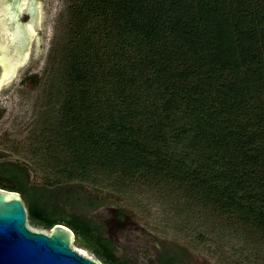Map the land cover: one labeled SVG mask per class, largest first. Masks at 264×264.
I'll use <instances>...</instances> for the list:
<instances>
[{
  "label": "trees",
  "instance_id": "1",
  "mask_svg": "<svg viewBox=\"0 0 264 264\" xmlns=\"http://www.w3.org/2000/svg\"><path fill=\"white\" fill-rule=\"evenodd\" d=\"M66 1L65 83L42 152L53 178L2 160L0 189L101 264L128 263L88 214L100 201L87 185L161 182L264 235V0Z\"/></svg>",
  "mask_w": 264,
  "mask_h": 264
},
{
  "label": "rangeland",
  "instance_id": "2",
  "mask_svg": "<svg viewBox=\"0 0 264 264\" xmlns=\"http://www.w3.org/2000/svg\"><path fill=\"white\" fill-rule=\"evenodd\" d=\"M67 6L66 0H57L41 57L0 88V161L25 165L37 184L53 178L42 152L50 137V123L57 118L60 96L56 97L55 89L65 83L60 52L67 32ZM37 147L42 148L39 155L34 152ZM97 187L101 192L90 185L83 189L100 201L97 210L88 214L105 227L116 255L128 264L157 262V252H181L186 264H264L261 232L199 204L182 190L161 182L139 183L119 192L105 184ZM23 204L26 209L25 201ZM116 210L125 212L122 221L114 218ZM26 223L31 230L50 232L28 219ZM72 248L96 259L75 239Z\"/></svg>",
  "mask_w": 264,
  "mask_h": 264
},
{
  "label": "water",
  "instance_id": "3",
  "mask_svg": "<svg viewBox=\"0 0 264 264\" xmlns=\"http://www.w3.org/2000/svg\"><path fill=\"white\" fill-rule=\"evenodd\" d=\"M18 4V0H0V88L31 68L36 59L30 57V33L20 20ZM56 4L57 0H47L43 38ZM34 17L37 24L40 14L35 12ZM38 42L42 43L40 36ZM26 222L20 194L0 189V264H101L72 248L75 235L68 227L56 224L46 234L31 230Z\"/></svg>",
  "mask_w": 264,
  "mask_h": 264
},
{
  "label": "flooded vegetation",
  "instance_id": "4",
  "mask_svg": "<svg viewBox=\"0 0 264 264\" xmlns=\"http://www.w3.org/2000/svg\"><path fill=\"white\" fill-rule=\"evenodd\" d=\"M18 12L21 15V22L24 23L26 31L30 33V57H41L44 50V38L42 33V24L44 13L47 7V0H18ZM36 6V7H35ZM35 12L40 14V21L35 24ZM34 24V25H33ZM35 31V32H34ZM38 36L41 37L42 43L38 42ZM30 59V58H29Z\"/></svg>",
  "mask_w": 264,
  "mask_h": 264
},
{
  "label": "bare ground",
  "instance_id": "5",
  "mask_svg": "<svg viewBox=\"0 0 264 264\" xmlns=\"http://www.w3.org/2000/svg\"><path fill=\"white\" fill-rule=\"evenodd\" d=\"M82 255L88 257V255L86 253H83Z\"/></svg>",
  "mask_w": 264,
  "mask_h": 264
}]
</instances>
